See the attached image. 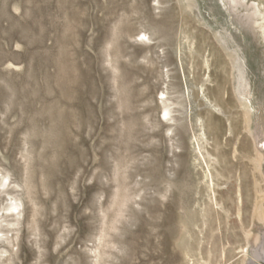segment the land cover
Returning <instances> with one entry per match:
<instances>
[{"label":"rangeland","instance_id":"374dc122","mask_svg":"<svg viewBox=\"0 0 264 264\" xmlns=\"http://www.w3.org/2000/svg\"><path fill=\"white\" fill-rule=\"evenodd\" d=\"M0 182V264H264V0H0Z\"/></svg>","mask_w":264,"mask_h":264},{"label":"bare ground","instance_id":"6f19581e","mask_svg":"<svg viewBox=\"0 0 264 264\" xmlns=\"http://www.w3.org/2000/svg\"><path fill=\"white\" fill-rule=\"evenodd\" d=\"M169 114V113H168ZM249 113H247V115H248ZM1 183V182H0ZM5 183V182H4ZM1 185H3V182L1 183ZM14 197V196H13ZM15 198H16V196H15ZM16 200V199H15ZM18 201V199L14 202V203H10L11 205H10V207L8 208L7 207V210H9L10 212H15L16 213V211H18V213H17V215L16 216H19V214H20V212H19V208H20V202L18 203L17 202ZM11 213V214H12ZM22 214V213H21ZM23 215V214H22ZM15 216V217H16ZM19 218V217H18ZM20 219V218H19ZM15 220V219H14ZM15 222H16V220H15ZM17 224V223H16ZM245 251V250H244ZM243 253V252H242ZM243 254H245V253H243ZM254 256H255V258H264V241H263V243L261 244V246L258 248V249H256L255 251H254Z\"/></svg>","mask_w":264,"mask_h":264}]
</instances>
